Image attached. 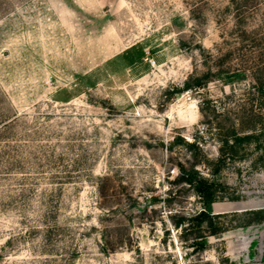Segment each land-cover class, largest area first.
Here are the masks:
<instances>
[{"label":"rangeland","instance_id":"1","mask_svg":"<svg viewBox=\"0 0 264 264\" xmlns=\"http://www.w3.org/2000/svg\"><path fill=\"white\" fill-rule=\"evenodd\" d=\"M261 92L264 0H0V264H264Z\"/></svg>","mask_w":264,"mask_h":264},{"label":"trees","instance_id":"2","mask_svg":"<svg viewBox=\"0 0 264 264\" xmlns=\"http://www.w3.org/2000/svg\"><path fill=\"white\" fill-rule=\"evenodd\" d=\"M204 83L198 82L197 86L201 87ZM262 86V85H261ZM191 88L189 83H186V89ZM259 90V88H258ZM260 94V90L258 91ZM261 92L262 103L261 106H264V95ZM215 114V112H214ZM210 123V122H208ZM252 129H247V131ZM253 135L247 134L240 138L238 133L235 130L230 131L229 133L224 135L222 142L224 146H228L230 141L234 143L232 147L235 146L236 143L241 141H246L252 138ZM233 149V148H232ZM183 175L184 171H182ZM187 179L186 182L194 187L198 196H200L203 207L198 210L194 215L189 218L180 217L179 219L173 222V225L176 228H181V238L184 241L189 239L192 240L191 246L194 250L203 251L207 245V237L208 236H218L223 231L222 226L219 223V215L213 213V202L216 196V184L214 182H210L208 180H204L199 176V173L192 168L191 171L186 173ZM262 218V217H261Z\"/></svg>","mask_w":264,"mask_h":264}]
</instances>
